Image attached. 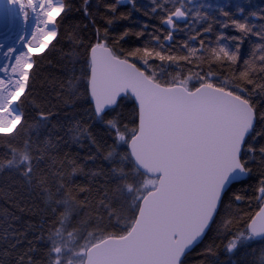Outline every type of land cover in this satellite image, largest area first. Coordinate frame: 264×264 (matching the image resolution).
<instances>
[{
	"label": "snow or ice",
	"instance_id": "6c2138e0",
	"mask_svg": "<svg viewBox=\"0 0 264 264\" xmlns=\"http://www.w3.org/2000/svg\"><path fill=\"white\" fill-rule=\"evenodd\" d=\"M73 9L87 21L68 35L82 49L70 95L83 89L91 122L71 129L91 146L83 159L61 158L63 138L41 136L55 114L32 95ZM133 12L145 17L138 30L122 23ZM0 24L5 39L16 33L0 43V172L37 192L44 212L32 239L0 228V264H188L205 240L200 264H220L221 246L243 252L239 264H264V247L247 250L264 244V9L3 0ZM98 158L103 166L86 171Z\"/></svg>",
	"mask_w": 264,
	"mask_h": 264
},
{
	"label": "trees",
	"instance_id": "16d2710c",
	"mask_svg": "<svg viewBox=\"0 0 264 264\" xmlns=\"http://www.w3.org/2000/svg\"><path fill=\"white\" fill-rule=\"evenodd\" d=\"M82 0H75L76 4H80ZM139 4H150V0H137ZM197 3L211 4L213 6H224L225 10L235 12L237 5L243 6L248 11H259L264 9V0H196ZM96 0H93L95 5ZM128 5L122 4L120 10L128 11ZM213 15L218 13L213 12ZM239 18V17H238ZM145 20L140 13L133 12L129 21L122 22L124 26L138 30L140 25L138 21ZM259 24V21H252ZM87 21L83 20L81 15L73 9L69 14L68 20L65 22L64 27L60 29L61 37L60 42L56 44V47L51 51H46L43 54V59L39 60V67L35 70L34 86L32 95L36 98L40 104L50 109L55 117L49 122L48 127L41 132V136H51L53 141L62 137L60 142V148L58 155L62 158L64 153H69L70 156L83 159L89 154L90 145L87 139L81 138L82 143L78 144L73 141V134L71 129H74L77 124H81L87 128L90 125V121H87V116L84 113V109L87 105L84 103L82 92L83 89H76V96L70 95L72 89H70L69 82L74 77H79L81 74L82 64L77 61L82 60V49L78 50L75 45L68 39V35L73 31H79L83 28V25ZM67 30V34H66ZM218 32L219 29L217 28ZM228 34H235L231 30H228ZM183 39L182 36L177 37ZM210 38L214 39V34ZM135 40V37L131 38ZM255 39V38H253ZM55 43V41L53 42ZM244 50L247 51L250 48V43L245 42ZM39 59V58H37ZM75 69V72L73 71ZM87 121V122H86ZM93 135L100 136L96 127H91ZM32 138H36V134L32 133ZM3 143V141H0ZM94 151V149H91ZM103 166L101 160L98 158L93 164L87 162L85 164V170H94L97 167ZM88 177L85 175H78L74 183L85 184L88 181ZM19 204V208H23L21 212L18 207L14 205ZM243 207V206H241ZM5 210L9 213L8 216L4 215ZM239 210V209H236ZM12 215H15L18 219L12 220ZM43 212V202L37 192L29 193V190L25 186L24 182L16 176L14 173L0 172V228L6 227L8 224H12L13 228L18 231H29V239H32L31 227L32 225H39ZM39 233H37L38 235ZM214 233H210V237ZM209 241L205 240L204 245ZM227 241L225 240L224 243ZM220 243V241H217ZM204 245L197 248L190 254L188 264H200L201 257L198 253L202 250ZM264 247V244L260 242H254L250 248L256 250V256H259L260 249ZM243 257V252L230 255L226 254L223 246L218 250V260L220 264H239V261ZM246 259L251 260L253 257L249 256Z\"/></svg>",
	"mask_w": 264,
	"mask_h": 264
},
{
	"label": "bare ground",
	"instance_id": "6f19581e",
	"mask_svg": "<svg viewBox=\"0 0 264 264\" xmlns=\"http://www.w3.org/2000/svg\"><path fill=\"white\" fill-rule=\"evenodd\" d=\"M31 28H32V25L30 24L29 25V31L31 30ZM15 39H16V33L14 32L8 39H3L0 41V43L5 44V45H10V44L15 42ZM4 50H6V49H0V64L4 63V58L2 55Z\"/></svg>",
	"mask_w": 264,
	"mask_h": 264
},
{
	"label": "water",
	"instance_id": "95a60500",
	"mask_svg": "<svg viewBox=\"0 0 264 264\" xmlns=\"http://www.w3.org/2000/svg\"><path fill=\"white\" fill-rule=\"evenodd\" d=\"M2 2H3V0H0V3H2ZM5 35H6L5 29H4L3 25L0 24V41L5 39Z\"/></svg>",
	"mask_w": 264,
	"mask_h": 264
}]
</instances>
